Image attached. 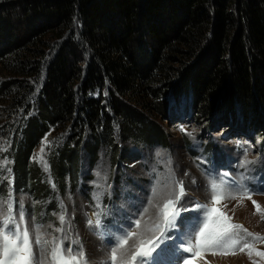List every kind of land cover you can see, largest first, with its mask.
I'll return each instance as SVG.
<instances>
[{
    "label": "trees",
    "instance_id": "trees-1",
    "mask_svg": "<svg viewBox=\"0 0 264 264\" xmlns=\"http://www.w3.org/2000/svg\"><path fill=\"white\" fill-rule=\"evenodd\" d=\"M0 50L3 127L23 135L14 168L37 194L31 159L51 128L68 130L52 171L75 183L85 143L90 158L128 159L115 126L125 143L165 142L167 92L191 93L198 113L223 101L244 123L263 118L264 0H0Z\"/></svg>",
    "mask_w": 264,
    "mask_h": 264
},
{
    "label": "rangeland",
    "instance_id": "rangeland-1",
    "mask_svg": "<svg viewBox=\"0 0 264 264\" xmlns=\"http://www.w3.org/2000/svg\"><path fill=\"white\" fill-rule=\"evenodd\" d=\"M86 58L89 59V56ZM4 80L6 77L0 72V88ZM105 94L110 100L107 91ZM166 98L169 123L163 122L165 142L144 143L137 140L125 143L120 136L121 130L118 133L119 126H115L116 143L121 149L128 147V159L125 160L124 155L119 160L114 159L105 149H100L95 159L90 158L85 143L80 152L81 168L75 183L69 172L61 183L60 176L52 171L53 156L66 141L68 130L51 136V128L34 149L31 159L39 169L40 184L48 188V192L38 194L34 191L33 181L20 185L18 169L14 166L18 143L23 135L12 139L13 132L3 127L8 113L0 109V209L6 210L10 201L16 214L22 206L34 251L35 228L39 226L45 240L53 237L64 240L65 257L71 246L73 254L83 250L85 260L80 264H109L110 250L115 246L108 241L110 234L119 233L120 236L134 230L142 233L143 239H149L155 233L147 229L160 222L163 204L168 199H175L178 181H183L185 190L178 208L191 209L195 204L213 206L210 203V182L214 178L219 180L225 172L231 174L226 180L247 184L254 191L252 200L264 209V110L259 111L263 118L254 125L251 121L242 122L240 117L234 118L229 110L223 114V101L211 114H205L196 111L191 93L175 98L167 92ZM35 102L36 97L32 106ZM22 111L20 109L11 121L19 118ZM35 112L30 109L24 114V121L21 118L18 120L21 125L19 132L25 128V120ZM219 115H225V122L217 120ZM181 128L192 135L182 132ZM246 152L248 160L254 163L243 164ZM12 174L14 188L10 179ZM252 200L237 196L235 200H221L214 206L230 217L231 223L243 225L249 232L264 237V219L261 218L264 212L257 213ZM61 215L65 216L63 224L59 220ZM97 219L100 220L99 226L95 224ZM136 219H141L139 229L134 225ZM202 219L201 210L181 213L176 221L177 227L167 231L170 238L160 246L165 249L159 258L161 264H181V260L189 254L183 253L179 245L191 239ZM89 221L93 223L89 224ZM57 228H63V232H56ZM240 234L246 235L243 232ZM247 241L254 249L251 257L249 249L243 252L237 250L234 255L231 249L228 255L213 256L204 252L192 264H253L254 261L264 264V257L257 255L264 252V241H252L251 237H247ZM136 243L138 239L133 238L127 247L132 249ZM48 249V253L42 258L38 256V259H42L43 264H54L50 255L51 245Z\"/></svg>",
    "mask_w": 264,
    "mask_h": 264
},
{
    "label": "snow or ice",
    "instance_id": "snow-or-ice-1",
    "mask_svg": "<svg viewBox=\"0 0 264 264\" xmlns=\"http://www.w3.org/2000/svg\"><path fill=\"white\" fill-rule=\"evenodd\" d=\"M182 132L191 136V132L181 128ZM247 158V152L243 161L244 165L254 163ZM230 173H223L217 179H212L210 182L211 206L209 204H195L193 208L177 207L180 199L185 195L183 181L177 182L178 191L175 199H168L160 209V222L150 226L147 230L155 233L149 239L142 238V233L134 230H129L123 235L116 238L115 246L110 250L109 264H161L159 258L163 255L165 249L161 248V244L170 237L167 236V231L177 227L176 221L182 212L201 210L203 219L196 227L191 239L179 245V248L189 255L181 260V264H192L197 257H201L204 252L211 253L213 256L217 254L228 255L235 254V251L243 252L249 249L248 255L251 257L252 246L247 241V237H251L252 241H264V237L259 234H253L243 227V225L233 224L230 222V217L221 212L214 205L219 204L221 200L237 199V196L247 197L252 200L254 191L247 184L238 183L236 181L226 180ZM257 213L264 212L261 205L252 200ZM146 211V210H145ZM18 217V218H17ZM264 219V215L261 216ZM61 224L65 221V216L59 217ZM93 221H89L92 224ZM97 226L100 225V220L95 221ZM136 229L141 227V219L134 221ZM36 235L34 244L36 251L33 248V238L30 235L29 228L25 222V214L22 206L18 213L14 214L13 205L9 201L6 210L0 209V264H43L42 259L48 253V246L51 245L50 255L54 264H80V261L85 260L83 250L77 254H73L72 247L67 249V257L64 255L63 239L53 237L51 240H45L40 234V227L35 228ZM56 232H63V228H57ZM243 232L246 235H241ZM136 238L138 243L129 249V240ZM157 249H160L158 252ZM130 253V254H129ZM156 253V256H153ZM119 254V255H118ZM257 255L264 257V252H258ZM253 264H256L254 261Z\"/></svg>",
    "mask_w": 264,
    "mask_h": 264
},
{
    "label": "bare ground",
    "instance_id": "bare-ground-1",
    "mask_svg": "<svg viewBox=\"0 0 264 264\" xmlns=\"http://www.w3.org/2000/svg\"><path fill=\"white\" fill-rule=\"evenodd\" d=\"M202 257V256H201ZM197 259L199 260L200 259V257H197ZM215 261V259H213V262ZM213 264H222V263H213Z\"/></svg>",
    "mask_w": 264,
    "mask_h": 264
}]
</instances>
